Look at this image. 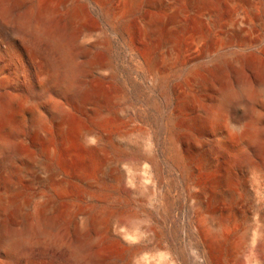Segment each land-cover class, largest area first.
I'll return each instance as SVG.
<instances>
[{"label":"bare ground","instance_id":"obj_1","mask_svg":"<svg viewBox=\"0 0 264 264\" xmlns=\"http://www.w3.org/2000/svg\"><path fill=\"white\" fill-rule=\"evenodd\" d=\"M262 16L264 0H0V264H264ZM102 21L157 90L179 76L164 124L184 249L132 211L160 174L148 135L156 172L128 158ZM20 42L50 56L30 66Z\"/></svg>","mask_w":264,"mask_h":264},{"label":"rangeland","instance_id":"obj_2","mask_svg":"<svg viewBox=\"0 0 264 264\" xmlns=\"http://www.w3.org/2000/svg\"><path fill=\"white\" fill-rule=\"evenodd\" d=\"M95 14L98 15L97 10H95ZM263 20L264 17L262 16L258 22L262 28L258 24L255 26V31L259 35L264 33ZM100 26L101 30L106 31L109 37H111L109 56L111 55L110 68L112 67L113 84L125 95L126 103L124 102V106H126L127 118L130 121L131 145L135 147V150L132 149L134 152H130L128 158L130 161H133L132 159L137 157L144 164L147 163L146 165L150 166L151 170L148 168L149 173L153 174V171L154 173L156 172L151 163L146 160L148 147L146 149L145 147L148 145L145 144L147 142L142 137L148 135L151 140L149 142L153 144L157 158V168H159L157 171H159L160 177L157 185L152 186V192L146 200L140 204L133 202L132 211L137 217L139 227L146 226L148 223L158 226L164 229L167 243H171V245L176 247L180 246L179 248L182 247L184 249L186 240L183 222L187 220V216L185 215V211L182 214L179 209L185 202L186 192L167 154L165 143V124L167 122L166 119H168L166 117L173 112L174 104H176L175 89L179 82V76H174L170 80L168 88H166L167 90L165 89L163 92L162 90H157L152 85L149 75L144 69L142 70V66L138 61L139 58L131 54L127 47H125L122 37L116 34L117 31L110 32L104 21L101 22ZM255 43L254 45L257 47L264 44L263 41ZM20 51L22 52L23 59L30 66H38L50 56L42 45L32 46L27 42H20ZM31 74H33V71ZM78 160H81L80 155H78ZM163 198H166L172 206L165 213L154 209L152 206L154 203L160 204ZM120 226L123 228L126 225L125 223H121Z\"/></svg>","mask_w":264,"mask_h":264}]
</instances>
